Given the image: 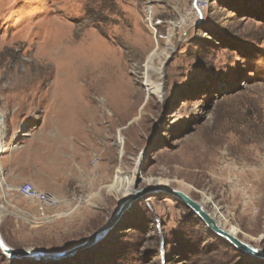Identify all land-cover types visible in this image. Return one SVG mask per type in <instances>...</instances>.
<instances>
[{
	"label": "rangeland",
	"instance_id": "obj_1",
	"mask_svg": "<svg viewBox=\"0 0 264 264\" xmlns=\"http://www.w3.org/2000/svg\"><path fill=\"white\" fill-rule=\"evenodd\" d=\"M0 115L65 201L2 209L10 247L72 248L145 192L92 246L0 264H264L164 190L264 251V0H0Z\"/></svg>",
	"mask_w": 264,
	"mask_h": 264
},
{
	"label": "water",
	"instance_id": "obj_2",
	"mask_svg": "<svg viewBox=\"0 0 264 264\" xmlns=\"http://www.w3.org/2000/svg\"><path fill=\"white\" fill-rule=\"evenodd\" d=\"M167 193L174 196L177 200L182 202L195 215L205 227L217 237L225 240L234 249L255 258H264V251L255 248L253 245L240 240L238 237L230 234L226 229L222 228L214 217L201 205L200 202L192 199V197L180 189L164 188ZM145 192H133L134 197L120 202V205L113 216L98 230L94 231L81 243L74 245V247L62 251H44V250H18L10 247L4 240L0 232V252L9 259L14 260H60L69 257L75 252L98 243L113 227V223L120 217V215L128 208V206L141 197Z\"/></svg>",
	"mask_w": 264,
	"mask_h": 264
},
{
	"label": "crops",
	"instance_id": "obj_3",
	"mask_svg": "<svg viewBox=\"0 0 264 264\" xmlns=\"http://www.w3.org/2000/svg\"><path fill=\"white\" fill-rule=\"evenodd\" d=\"M6 127L4 128V131ZM0 130V211L2 214V209L9 210L13 209L21 215L28 216L30 219L35 222L39 218L35 219L36 213L32 210H28L24 207V200L20 197L15 188L21 183L29 181L31 176L29 171L35 168L28 159V150L30 149L31 144L33 143L32 139L27 140L23 144H15L6 140V134L3 136V133ZM36 163V162H35ZM43 169V168H42ZM44 171V169H43ZM40 188V187H39ZM43 191L52 193L48 189ZM60 202H65L64 200H59ZM41 211V217L51 218L53 212L47 211L45 209L39 208ZM40 214V213H39ZM6 215V214H5ZM2 216H4L2 214ZM33 221V222H34Z\"/></svg>",
	"mask_w": 264,
	"mask_h": 264
},
{
	"label": "built area",
	"instance_id": "obj_4",
	"mask_svg": "<svg viewBox=\"0 0 264 264\" xmlns=\"http://www.w3.org/2000/svg\"><path fill=\"white\" fill-rule=\"evenodd\" d=\"M2 117L0 115V121ZM1 153V151H0ZM17 194L25 199L28 203H33L42 209H55L59 205L56 197L48 192L37 189L30 182H23L15 188ZM55 215H52V217Z\"/></svg>",
	"mask_w": 264,
	"mask_h": 264
},
{
	"label": "bare ground",
	"instance_id": "obj_5",
	"mask_svg": "<svg viewBox=\"0 0 264 264\" xmlns=\"http://www.w3.org/2000/svg\"><path fill=\"white\" fill-rule=\"evenodd\" d=\"M197 1H200V0H197ZM198 6H200V4H198ZM2 117V120L0 121V129H2V127L3 126H5V124H4V120H3V116H1ZM201 205L205 208V206L201 203ZM212 217H214V215H212ZM215 218V217H214ZM216 219V218H215ZM216 221H217V219H216ZM217 223H218V221H217ZM219 224V223H218ZM222 227V226H221ZM222 228H224V227H222ZM225 229V228H224ZM227 230V229H226ZM230 234H232V235H234L232 232H230L229 230H227ZM234 236H236V235H234ZM237 237V236H236Z\"/></svg>",
	"mask_w": 264,
	"mask_h": 264
},
{
	"label": "trees",
	"instance_id": "obj_6",
	"mask_svg": "<svg viewBox=\"0 0 264 264\" xmlns=\"http://www.w3.org/2000/svg\"><path fill=\"white\" fill-rule=\"evenodd\" d=\"M192 215H193V214H192ZM194 216H195V215H194ZM195 217H196V216H195ZM196 218H197V217H196ZM198 223H201V222L198 221ZM202 225H203V224H202ZM215 236H216V235H215ZM218 238H219V237H218ZM220 239H221V238H220Z\"/></svg>",
	"mask_w": 264,
	"mask_h": 264
}]
</instances>
